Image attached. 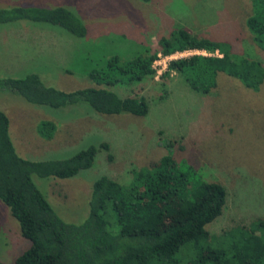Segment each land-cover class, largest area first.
<instances>
[{"label":"rangeland","instance_id":"obj_1","mask_svg":"<svg viewBox=\"0 0 264 264\" xmlns=\"http://www.w3.org/2000/svg\"><path fill=\"white\" fill-rule=\"evenodd\" d=\"M61 5L72 8L86 26L77 38L48 24L15 21L0 24V78L36 73L41 81L61 90L92 85L86 75L117 54L125 60L143 46L153 49L157 38L180 25L196 36L228 40L235 52L264 65V51L253 44L245 26L250 0H0V7L17 4ZM204 51H183L152 63L154 74L139 82L115 86L120 96H143L144 116L104 115L86 104L51 108L26 102L0 90V110L8 117V133L17 152L26 159L63 158L89 144L105 141L92 165L68 178H31L55 213L78 223L87 215L91 182L105 174L119 182L129 170L155 165L168 153L185 161L208 181L225 188V203L205 229L219 233L235 225L264 218V80L259 89L245 88L219 73L216 86L206 94L191 90L175 72L163 74L169 59ZM41 119L54 121L50 139L36 133ZM164 220L174 208L163 206ZM29 245L16 219L0 201V262L13 264Z\"/></svg>","mask_w":264,"mask_h":264},{"label":"trees","instance_id":"obj_2","mask_svg":"<svg viewBox=\"0 0 264 264\" xmlns=\"http://www.w3.org/2000/svg\"><path fill=\"white\" fill-rule=\"evenodd\" d=\"M250 6L245 26L253 44L264 51V0H250ZM20 20L57 26L77 38L86 34L85 24L70 7L26 3L0 7V24ZM189 50L206 54L169 59L163 74L177 73L195 92H210L219 73L252 91L263 83L264 65L259 60L235 52L228 40L196 36L176 25L157 38L153 49L143 46L125 60L113 54L100 67L87 70L92 85L65 91L28 72L1 77L0 90L34 105L59 108L84 103L99 114L144 116L148 102L143 96H120L113 88L151 77L157 54ZM8 123L0 110V201L29 242L13 264H264V218L208 233L206 224L220 215L225 203V188L202 179L185 161H174L170 141H163L168 153L155 165L131 168L124 182L97 176L90 185L86 217L72 223L55 213L31 175L72 177L89 168L99 150L109 159L108 143L89 144L63 158L31 160L17 152ZM54 130L52 120L36 124V133L45 140ZM169 203L175 214L164 220L162 207Z\"/></svg>","mask_w":264,"mask_h":264},{"label":"built area","instance_id":"obj_3","mask_svg":"<svg viewBox=\"0 0 264 264\" xmlns=\"http://www.w3.org/2000/svg\"><path fill=\"white\" fill-rule=\"evenodd\" d=\"M195 51H197V50H195ZM157 55H158V58L156 60H159V59H162V58H167V56H160L159 54H157Z\"/></svg>","mask_w":264,"mask_h":264}]
</instances>
